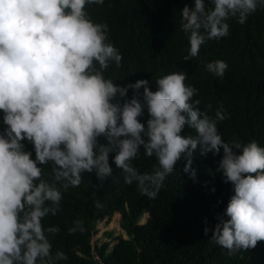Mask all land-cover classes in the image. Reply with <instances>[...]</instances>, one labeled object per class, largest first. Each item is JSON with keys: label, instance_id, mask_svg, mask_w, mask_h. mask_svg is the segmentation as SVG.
Returning a JSON list of instances; mask_svg holds the SVG:
<instances>
[{"label": "clouds", "instance_id": "9594fccd", "mask_svg": "<svg viewBox=\"0 0 264 264\" xmlns=\"http://www.w3.org/2000/svg\"><path fill=\"white\" fill-rule=\"evenodd\" d=\"M104 0H0V264H56L43 218L56 214L64 192L95 173L103 183L113 173L109 155L126 183L155 197L181 160L195 177L192 155L223 149L219 162L233 187L211 239L234 252L264 240V145L255 139L226 141L218 130L225 112L211 115L193 99L198 89L187 73L174 71L150 81L120 85L105 70L120 65L123 54L109 40V25L94 21L86 8ZM264 0H194L181 9V28L189 42L185 60L199 56L209 39L230 33V18L243 24ZM223 76V59L207 62ZM153 83V80L151 81ZM135 90L123 103L113 102ZM143 88L142 93L139 91ZM207 107H211L209 104ZM147 109L149 118L138 117ZM186 128L194 132H185ZM107 143L101 142V139ZM34 146L25 150L24 141ZM238 149L236 152L233 149ZM143 149L155 156L152 170L133 165ZM51 164L45 178L42 165ZM84 230L76 220L70 232ZM208 227L204 232L207 234Z\"/></svg>", "mask_w": 264, "mask_h": 264}, {"label": "trees", "instance_id": "16d2710c", "mask_svg": "<svg viewBox=\"0 0 264 264\" xmlns=\"http://www.w3.org/2000/svg\"><path fill=\"white\" fill-rule=\"evenodd\" d=\"M186 4L194 6V0H104L86 5L94 21L109 25V40L123 54L121 64L112 63L105 76L120 85L147 79L155 90L156 77L184 71L186 83L198 89L193 97L200 101L196 106L211 115L216 109L225 112L218 130L226 141L255 139L264 145V6L243 24L230 18L228 35L207 40L199 56L185 60L189 42L181 28V9ZM216 59L228 64L223 76L206 68L207 62ZM134 91L130 88L125 97L117 96L113 102L123 103ZM2 117L0 111V131L6 127ZM148 118L147 109L138 117L141 122ZM24 144L35 158L33 144L27 140ZM114 155H109L110 177L101 183L94 172L83 173L81 184L64 192L59 211L43 218L46 228L59 227L58 232L47 233L53 255L65 253L56 264H264V240L230 253L211 239V229L233 194L232 183L219 170L222 148L216 154H201L197 147L191 163L195 177L184 171L186 161L181 160L155 197L141 193L136 182H125ZM132 163L143 172L152 170L157 160L141 149ZM42 167L45 178H50L51 164ZM116 214L121 216L120 229L126 238L107 232L108 241L93 246L97 224ZM76 220L83 221L84 230L70 232Z\"/></svg>", "mask_w": 264, "mask_h": 264}, {"label": "rangeland", "instance_id": "374dc122", "mask_svg": "<svg viewBox=\"0 0 264 264\" xmlns=\"http://www.w3.org/2000/svg\"><path fill=\"white\" fill-rule=\"evenodd\" d=\"M146 218L147 215H144L141 219L142 224L145 222ZM120 220V214H116L110 220L106 219L98 223L96 227L98 232L96 235H94L91 241L92 245L94 246L95 244H97L100 246L105 241H108V238L105 235L107 232H112L113 237L123 236V238H126L125 233L120 229Z\"/></svg>", "mask_w": 264, "mask_h": 264}]
</instances>
